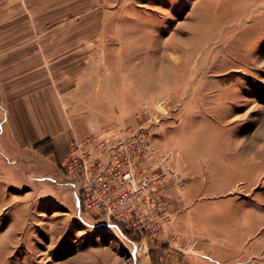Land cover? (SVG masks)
<instances>
[{"label": "rangeland", "instance_id": "374dc122", "mask_svg": "<svg viewBox=\"0 0 264 264\" xmlns=\"http://www.w3.org/2000/svg\"><path fill=\"white\" fill-rule=\"evenodd\" d=\"M0 36V50L64 52L74 104L57 108L94 118L80 136L146 128L139 166L163 172L167 197L142 232L107 224L40 160L27 183L47 179L42 198L4 188L0 205L18 202L0 211V264H135L146 246L264 264V0H0Z\"/></svg>", "mask_w": 264, "mask_h": 264}, {"label": "crops", "instance_id": "0c3cea01", "mask_svg": "<svg viewBox=\"0 0 264 264\" xmlns=\"http://www.w3.org/2000/svg\"><path fill=\"white\" fill-rule=\"evenodd\" d=\"M3 38L6 39L0 36V44ZM63 53L58 49L49 51L41 49L39 52L29 50L24 54L15 50H0V192L2 193L0 199L2 202L9 195L8 190L5 191L4 188L8 189L10 186L19 188L30 186L31 193L37 188L38 198H42L40 188L47 185L48 180L35 177L34 186L27 181L33 179L31 172L36 170L40 166V160L45 158L55 170L57 169L56 174L59 178L55 180L56 183L63 185L64 183L60 182L62 176L59 173V166L69 152L72 140L83 138L89 132L87 130L91 127L89 123L94 120V118L84 120L81 127L76 123L74 113L67 117L59 113L58 108L65 106L71 108L74 104V102L70 105L65 104L62 92L69 88L63 82L57 81V75L65 71ZM34 67L39 68V74L33 75ZM25 69L26 73H23ZM38 76L41 82L35 81ZM71 88L75 90L74 85ZM85 131L87 133L80 136ZM108 136L106 132L98 134L100 138ZM12 169L14 171H11ZM27 172L30 176L26 174ZM9 198L6 200L7 203L5 201L0 205V211L6 209L8 205L16 206L17 198H13V195ZM218 246L219 250L220 244ZM172 247L166 250L168 253L165 251L169 257L158 258L145 253L151 249L146 246L142 249L143 257L135 264H186L185 262L203 264L200 261L201 257L183 256Z\"/></svg>", "mask_w": 264, "mask_h": 264}, {"label": "built area", "instance_id": "2783aa9c", "mask_svg": "<svg viewBox=\"0 0 264 264\" xmlns=\"http://www.w3.org/2000/svg\"><path fill=\"white\" fill-rule=\"evenodd\" d=\"M154 149L146 128L105 138L89 133L72 140L61 171L84 210L142 232L149 227L147 209L157 215L167 200L163 172L139 166Z\"/></svg>", "mask_w": 264, "mask_h": 264}, {"label": "trees", "instance_id": "16d2710c", "mask_svg": "<svg viewBox=\"0 0 264 264\" xmlns=\"http://www.w3.org/2000/svg\"><path fill=\"white\" fill-rule=\"evenodd\" d=\"M43 143V142H42ZM41 144V143H40ZM37 146L39 145V143L36 144Z\"/></svg>", "mask_w": 264, "mask_h": 264}]
</instances>
